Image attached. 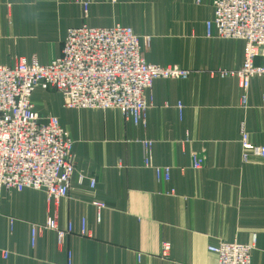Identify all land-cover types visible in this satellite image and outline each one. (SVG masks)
<instances>
[{
    "label": "crops",
    "instance_id": "0c3cea01",
    "mask_svg": "<svg viewBox=\"0 0 264 264\" xmlns=\"http://www.w3.org/2000/svg\"><path fill=\"white\" fill-rule=\"evenodd\" d=\"M83 1L0 0V64L33 56L48 63L61 54L69 28L121 23L140 35L148 62L179 64L192 74L154 79L140 125L118 108L66 107L60 92L37 87L36 109L59 117L74 139L76 170L97 181L91 188L74 174L59 202L44 190L4 189L0 264H67L68 249L74 264H217L210 245L249 243L254 235L251 264H264V158L251 154L243 162L240 142L245 121L251 142L264 145V76L252 78L244 109L238 79L211 74L240 67L245 42L206 35L213 0H90L88 15ZM143 139L154 141L155 164L172 167L170 181L144 166ZM193 151L205 155L200 169L192 167ZM94 199L107 203L100 221ZM53 214L60 227L72 222L75 232L65 244L54 232H40L32 245V224ZM83 217L87 235L79 233ZM164 241L171 243L169 259Z\"/></svg>",
    "mask_w": 264,
    "mask_h": 264
},
{
    "label": "built area",
    "instance_id": "2783aa9c",
    "mask_svg": "<svg viewBox=\"0 0 264 264\" xmlns=\"http://www.w3.org/2000/svg\"><path fill=\"white\" fill-rule=\"evenodd\" d=\"M198 3L201 0H196ZM91 1L82 2L88 15ZM213 16L206 21L208 37L240 39L245 42L244 61L238 68L219 67L212 75L232 76L238 79L240 106L249 107L252 78L264 76V0H213ZM151 37L145 36L149 43ZM190 68L179 64L148 62L144 56L140 35L129 25L112 26L84 24L67 30L64 46L59 56L48 63H40L36 56L18 57L14 64H0V202L4 189L44 190L49 200L59 202L70 193L72 177L77 174L79 183L89 179L91 188L96 178L76 170L73 154L74 139L61 124L58 116L42 115L35 107L32 95L37 87L53 89L64 97L69 108H118L126 120L135 125L145 124L149 106L147 91L157 78H188ZM182 114L184 105L178 102ZM242 160L248 162L251 154L264 158V145L250 140L245 121L240 130ZM144 166L152 168L158 180H171L172 167L154 162L151 139H143ZM192 167L200 169L205 155L193 151ZM97 220L107 203L94 199ZM80 235H87V220H81ZM51 231L58 244H65L75 232L72 222L60 227L55 214L44 223L31 227V242L35 244L38 233ZM256 236L251 242H220L209 250L218 256L217 264H251L256 249ZM171 243L164 241L162 255L170 257ZM4 258L10 256L3 250ZM67 264H74L73 251L67 250ZM171 264H176L171 262Z\"/></svg>",
    "mask_w": 264,
    "mask_h": 264
}]
</instances>
